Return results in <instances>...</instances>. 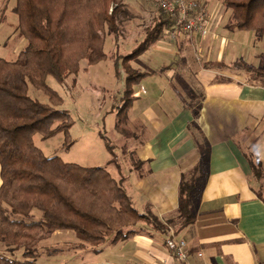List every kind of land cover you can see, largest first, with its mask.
Masks as SVG:
<instances>
[{
    "label": "crops",
    "instance_id": "1",
    "mask_svg": "<svg viewBox=\"0 0 264 264\" xmlns=\"http://www.w3.org/2000/svg\"><path fill=\"white\" fill-rule=\"evenodd\" d=\"M206 8L207 37L184 32L173 41L165 32L136 60L143 58L140 72L148 76L136 85L124 123L140 142L122 148L123 165L109 158L105 168L139 213L163 222L179 209V185L199 168L195 222L173 229L187 244L188 263L264 264V75L237 63L238 43L216 34L221 9H212V18ZM209 62L225 66L205 67ZM139 230L128 240H107L99 252L73 232L57 231L53 246L40 243L39 257L50 250L52 264H180L168 232Z\"/></svg>",
    "mask_w": 264,
    "mask_h": 264
},
{
    "label": "trees",
    "instance_id": "2",
    "mask_svg": "<svg viewBox=\"0 0 264 264\" xmlns=\"http://www.w3.org/2000/svg\"><path fill=\"white\" fill-rule=\"evenodd\" d=\"M221 2L231 11L225 26L229 32H253L256 39H263L264 0ZM123 5L120 0H16V31L27 45L14 61L0 58V243L12 255L22 251V261L0 252V264H37L40 243L57 231H71L99 252L97 248L109 239L116 243L136 236L140 226L180 233L195 222L194 202L203 184L199 168L179 185V209L163 222L139 213L105 167H83L47 157L33 140L37 134L46 140L63 133L65 148L72 146V117L61 108V97L48 87L47 79L53 76L63 84L78 75L82 61L91 66L107 58L103 45L107 36L119 35ZM174 24L159 9L155 26L139 47L117 57V63L121 59L128 71L118 123L127 119L135 100L133 86L148 76L132 71L129 64ZM30 85L45 92L50 104L31 98ZM34 210L42 213L38 219L32 218Z\"/></svg>",
    "mask_w": 264,
    "mask_h": 264
},
{
    "label": "rangeland",
    "instance_id": "3",
    "mask_svg": "<svg viewBox=\"0 0 264 264\" xmlns=\"http://www.w3.org/2000/svg\"><path fill=\"white\" fill-rule=\"evenodd\" d=\"M120 1L124 4V12L120 17L122 22L119 35L116 38L107 36L103 45L107 58L91 66L87 64V61H82L78 75L70 76L63 84L53 76L47 79L48 87L61 97V108L68 110L73 120L70 130L73 144L69 149L65 148L63 133H58L46 140L42 139L39 134L34 136L35 145L47 157H59L66 163L83 167H106L109 158L113 159L114 165H123L120 155L122 148L132 142H140L130 139L132 133L124 121L118 123V106L121 105V96L124 94L128 71L127 65L121 59L117 63L116 59L118 56L128 55L139 47L147 31L155 26L161 8L157 0L155 3L152 0ZM221 1H201L204 6L206 4L210 6L212 18L215 16L212 11L217 8L221 9L216 34L223 38L231 36L235 39L238 43L237 53L240 57L237 63L242 64L246 61L250 66L259 68L255 70L257 74L264 75V37L256 39L253 32L247 31L229 32L225 26L228 24L231 11L226 9ZM15 5L16 0H0V58L8 61L16 60L27 45L26 39L18 36L16 31L18 17L13 12ZM136 60L129 64L130 69L135 72L146 70L143 64L145 61L140 60L141 63H137ZM28 88L31 98L44 104H50L49 96L45 92L31 85ZM133 89L134 94L139 93L140 87L133 86ZM118 183L121 185L120 180ZM41 215L40 211L34 210L32 218L38 219ZM16 218L31 221L30 218ZM53 242L51 237L42 242V245L50 247L53 246ZM0 252L22 261L20 257L22 251L12 255L9 248L0 243ZM46 252L38 258L37 264H52L47 260L49 256L45 255L49 254Z\"/></svg>",
    "mask_w": 264,
    "mask_h": 264
},
{
    "label": "built area",
    "instance_id": "4",
    "mask_svg": "<svg viewBox=\"0 0 264 264\" xmlns=\"http://www.w3.org/2000/svg\"><path fill=\"white\" fill-rule=\"evenodd\" d=\"M202 0H157L159 7L172 19L174 26L165 29V32L176 41L181 34H197L202 38L207 37L211 32V19ZM219 21V20H218ZM167 247L174 258L180 264H190L187 244L184 240L178 239L172 228L168 231Z\"/></svg>",
    "mask_w": 264,
    "mask_h": 264
}]
</instances>
